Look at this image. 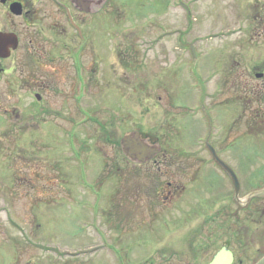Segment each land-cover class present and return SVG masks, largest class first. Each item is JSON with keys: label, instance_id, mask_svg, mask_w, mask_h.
Here are the masks:
<instances>
[{"label": "rangeland", "instance_id": "1", "mask_svg": "<svg viewBox=\"0 0 264 264\" xmlns=\"http://www.w3.org/2000/svg\"><path fill=\"white\" fill-rule=\"evenodd\" d=\"M46 15L41 45L60 18ZM102 15L95 46L124 52L130 78L110 96L89 90L94 126L81 134L41 124L27 47L0 65V264H208L231 237L218 217L232 186L207 144L241 196L264 180V0H113ZM60 102L49 105L68 110ZM131 131L158 137L173 165L135 169L119 148ZM169 171L186 186L171 208L154 198Z\"/></svg>", "mask_w": 264, "mask_h": 264}, {"label": "flooded vegetation", "instance_id": "2", "mask_svg": "<svg viewBox=\"0 0 264 264\" xmlns=\"http://www.w3.org/2000/svg\"><path fill=\"white\" fill-rule=\"evenodd\" d=\"M112 1L0 0V8L5 11V16L0 17V34L17 39L16 49L14 44L7 50L2 51L0 48V65H4L7 63L6 61L11 59L12 55L20 54L22 48L27 47V54L31 60L30 65L40 70V91L37 99L41 110L40 121L45 128L52 127L50 121L52 118L56 123H60L55 124V129L60 130L63 134L68 135L69 129H74L78 131V134H81L85 127L94 126V122L87 117V112L92 110L87 103L89 90H98L97 95L110 96L111 86L115 82L122 87L126 86L128 74L130 75L127 67L130 63L128 61L124 62L125 58L122 54L125 53L117 48H112L111 51L108 50L107 46H95L94 34L88 30L95 18L102 14H104L102 16H105L110 11ZM47 8L51 9L55 15L62 17L64 24L59 18L52 26V37H43L45 44L41 45L35 38L42 37L45 34L46 28L43 21L48 18L46 15ZM16 20H19L22 30L18 29ZM29 38L31 39L29 40ZM103 39L104 36L99 41ZM154 51L150 52L156 54ZM4 55L7 56L4 57ZM14 64L16 63L14 62ZM8 69H10L9 66ZM3 70L7 71V67ZM3 74H6V72H3ZM63 84H68L70 86L69 90L65 89ZM101 87L104 90L100 91ZM119 91L123 93L122 89ZM74 96H77L80 100L81 107L72 108L78 101L73 102ZM57 99H61L60 103L68 110L54 108L49 105V101L53 102ZM93 112L97 113L99 111L96 112L93 109ZM135 132L140 133L150 145L160 148V152L145 163H135L125 155L120 141L121 153L135 169L152 163L155 171L159 173L161 165L165 166L170 163L165 161L166 154L159 138L139 131L129 133ZM207 148L213 161L225 174V178L232 186L229 206L224 208L223 211L221 210L222 212L220 211L218 217L220 221H228L227 230L231 231V237L230 239L221 240L214 246V248H217L216 250L211 249L209 256H205L208 260L207 263L211 264L219 254L221 256L223 254L227 256V259L231 258V264H264V180L262 185L257 184L255 186V184L250 183L251 188L249 187L247 193L241 196L246 185L240 180L237 171L233 166L231 167L220 159L216 149L209 143ZM171 163L169 165L172 166ZM231 172L235 173L239 179L238 192H236L232 181ZM169 173L171 174L169 171L168 174L162 175L165 180L158 183L157 188L154 190V198H156L155 204L171 208L185 197L186 186L177 184L173 180L174 176H170ZM121 206H125V203L123 202ZM123 213L124 211H122L121 217ZM244 231L247 234L242 237L244 234L241 233ZM245 240L247 242L243 244L242 242H245ZM205 257L202 258L203 262H205ZM222 259L225 262L226 257L221 258V264H223ZM178 261L186 264V261L181 259H178Z\"/></svg>", "mask_w": 264, "mask_h": 264}, {"label": "water", "instance_id": "3", "mask_svg": "<svg viewBox=\"0 0 264 264\" xmlns=\"http://www.w3.org/2000/svg\"><path fill=\"white\" fill-rule=\"evenodd\" d=\"M14 44V48L17 47V39L14 37H9L7 35L0 34V48L3 50H7ZM7 55H4L6 57ZM263 77L262 74L256 76V78L261 79ZM121 146L125 155L135 163H145L150 159L154 158L159 152L160 148L156 146H152L148 143V141L138 132L126 134L121 140ZM232 179L235 184L236 192L239 191V181L237 176L231 172ZM223 264H231L232 260L227 259V256H222L219 254L215 259L213 264H221V258ZM231 261V262H230Z\"/></svg>", "mask_w": 264, "mask_h": 264}]
</instances>
